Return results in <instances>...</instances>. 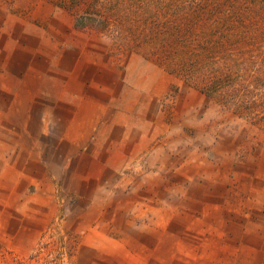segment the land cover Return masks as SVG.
<instances>
[{"label": "rangeland", "instance_id": "rangeland-1", "mask_svg": "<svg viewBox=\"0 0 264 264\" xmlns=\"http://www.w3.org/2000/svg\"><path fill=\"white\" fill-rule=\"evenodd\" d=\"M75 20L0 0V264H264V128Z\"/></svg>", "mask_w": 264, "mask_h": 264}, {"label": "trees", "instance_id": "trees-1", "mask_svg": "<svg viewBox=\"0 0 264 264\" xmlns=\"http://www.w3.org/2000/svg\"><path fill=\"white\" fill-rule=\"evenodd\" d=\"M64 1L77 27L148 44L170 72L264 128V0Z\"/></svg>", "mask_w": 264, "mask_h": 264}, {"label": "crops", "instance_id": "crops-1", "mask_svg": "<svg viewBox=\"0 0 264 264\" xmlns=\"http://www.w3.org/2000/svg\"><path fill=\"white\" fill-rule=\"evenodd\" d=\"M50 189L52 190V189H54V185H50ZM40 227V226H39ZM41 229V228H40ZM37 233V232H36Z\"/></svg>", "mask_w": 264, "mask_h": 264}, {"label": "built area", "instance_id": "built-area-1", "mask_svg": "<svg viewBox=\"0 0 264 264\" xmlns=\"http://www.w3.org/2000/svg\"><path fill=\"white\" fill-rule=\"evenodd\" d=\"M40 250L43 251V250H44V247L42 246V247L40 248Z\"/></svg>", "mask_w": 264, "mask_h": 264}]
</instances>
